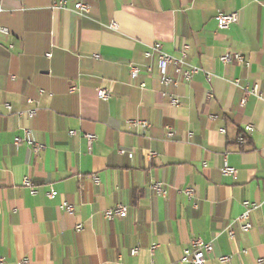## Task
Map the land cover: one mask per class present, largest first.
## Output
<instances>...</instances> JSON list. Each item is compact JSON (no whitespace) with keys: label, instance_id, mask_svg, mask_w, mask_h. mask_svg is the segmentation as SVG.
I'll use <instances>...</instances> for the list:
<instances>
[{"label":"crops","instance_id":"0c3cea01","mask_svg":"<svg viewBox=\"0 0 264 264\" xmlns=\"http://www.w3.org/2000/svg\"><path fill=\"white\" fill-rule=\"evenodd\" d=\"M56 1H0V27L8 30L0 33L5 264H182L194 239L213 246L206 264H264V100L243 90L258 85L264 95V0H66L88 5L86 17L53 9ZM221 13L239 20L220 30ZM156 43L175 57L188 45V61L200 71L164 87L156 60L145 57ZM228 52L249 65L224 64ZM131 66L141 71L135 79ZM98 89L111 98L101 101ZM27 129L46 147L39 154L15 144ZM87 135L96 138L89 143ZM226 165L235 177L222 174ZM244 202L261 204L249 232L235 222ZM117 205L128 216L107 221L104 211Z\"/></svg>","mask_w":264,"mask_h":264},{"label":"built area","instance_id":"2783aa9c","mask_svg":"<svg viewBox=\"0 0 264 264\" xmlns=\"http://www.w3.org/2000/svg\"><path fill=\"white\" fill-rule=\"evenodd\" d=\"M4 1V0H0ZM53 9L58 10H69L74 13L79 14L82 17H86L90 12V7L86 4L82 3H75L73 5H70L68 1L66 0H58L53 5ZM2 11V8L0 7V12ZM239 20L238 13L233 14H219L216 17L217 25L220 30H227L232 25H235ZM112 29L116 28V25L113 23L110 25ZM0 33L8 34V30L0 27ZM190 47L188 45H185L183 49L180 52L179 57H175L172 55L167 54L164 49L163 45L161 43L154 44L151 49L145 53V57L148 59H155L157 62V72L159 75V81L160 84L164 87H170L174 86L177 87L181 82H190L193 77L200 71V69L196 66H193L188 61V55H189ZM221 61L224 64L229 63H238V64H245L249 65L246 62L245 57L240 53H226L221 57ZM140 68L137 66H131L130 67V77L132 79L137 78L140 75ZM148 74H152L154 72V67L152 65L147 67ZM235 84L237 86H240V81H235ZM142 88H146L145 83L141 85ZM243 90L246 92L247 95L255 96L259 99L264 100V95L259 91L258 85H254L253 87H245ZM71 92H75V88H71ZM98 98L101 101L107 102L111 98L110 91L106 89H98L97 91ZM211 97V95H210ZM171 105L174 107L180 106V100L177 96L172 95L170 97ZM245 102V101H244ZM9 109H11L10 106H8ZM29 118L33 119L36 115V111H30ZM133 126H141L144 129L149 127V124L146 121H133L131 122ZM167 129V137L169 139L174 138L175 133L173 131V128L168 126ZM246 133L253 132V127L251 125L247 126L245 129ZM220 132L225 133V130L222 129ZM31 130L27 129L25 131V137L24 138H15V144L19 145L23 142L27 143L32 151L35 154H39L41 151H43L46 147L40 143L35 142L31 139ZM75 132H72L71 135H75ZM190 136H193L190 134ZM89 143H92L95 140V136L87 135L86 136ZM240 143L244 142V138L241 137L239 139ZM122 154H125V151H121ZM156 156L155 153H151L150 158H153ZM222 174L226 177H235L237 175V170L235 168H232L228 165L223 167ZM95 183L97 185L100 184L99 179L97 177L94 178ZM23 184L26 188H29L31 190V195H35L36 191L34 190V185L30 178L26 177L23 181ZM153 189L156 191V193L160 196H167L168 191L159 183H156L153 186ZM185 195L192 200L194 198L195 189L194 188H188L184 191ZM46 196L49 199H54L57 196V192L54 190L49 191ZM245 211L241 214V216L235 221L236 223L240 224V228L243 232H249L253 228V224L251 221V215L254 211L260 209L261 204L259 203H251V202H244L243 203ZM195 208H198V204H194ZM62 209L66 211L69 214L74 213V206L64 203L62 205ZM129 208L124 205H117L115 207H112L110 209H107L104 211L103 216L107 221H113L116 218H126L128 216ZM78 231L82 230V226L79 225L77 227ZM229 235L233 236V232L229 228ZM158 246H153L151 248V253L154 254ZM213 251V246L211 243H205L201 239H194L189 248H186L183 251V255L181 257V263L182 264H206L207 262V255L210 254ZM138 249H134L132 251V254H137ZM221 262L228 263L230 261V257H222ZM262 261H259V264H261ZM0 264H5V261L2 257H0ZM23 264H29V261L26 259L23 261Z\"/></svg>","mask_w":264,"mask_h":264}]
</instances>
